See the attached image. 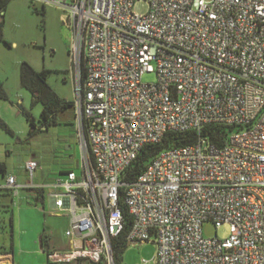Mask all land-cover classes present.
Instances as JSON below:
<instances>
[{
    "label": "built area",
    "instance_id": "built-area-1",
    "mask_svg": "<svg viewBox=\"0 0 264 264\" xmlns=\"http://www.w3.org/2000/svg\"><path fill=\"white\" fill-rule=\"evenodd\" d=\"M30 1L66 11L85 56L74 102L81 175L24 186L8 176L2 187L44 190L53 212L70 215L48 264H116L118 238L156 244L155 264H264V0ZM212 125L229 128L223 145L199 136L121 179L144 146ZM37 169L25 164L30 178ZM205 222L228 236L204 238Z\"/></svg>",
    "mask_w": 264,
    "mask_h": 264
},
{
    "label": "rangeland",
    "instance_id": "rangeland-1",
    "mask_svg": "<svg viewBox=\"0 0 264 264\" xmlns=\"http://www.w3.org/2000/svg\"><path fill=\"white\" fill-rule=\"evenodd\" d=\"M210 2L211 0H204ZM148 6L136 3L134 11L145 14ZM66 11L30 0H11L3 15V36L8 43L0 45V87L6 98L0 99V117L11 133L0 128V163L6 174H12L24 186L45 185L62 171L82 173L86 148L80 146L76 109V80L79 76L81 53L75 50L73 32ZM27 63L35 71H48L47 83L62 99L73 103L57 116V124L38 123L40 104H33L30 93L20 84V66ZM145 83H154L156 76L146 74ZM23 111L34 118V126ZM35 160L38 169L32 178L25 164ZM4 176L0 173V186ZM0 196V252L9 253L14 264H48L42 250L66 246L65 231L70 223L67 213L56 214L48 199L36 200L34 191L19 189L17 195ZM7 205V208H3ZM12 219V229L11 222ZM204 238L224 239L228 226L216 229L211 222L202 225ZM44 239V248L39 240ZM156 244H130L117 264H155ZM6 255V254H3ZM7 262V261H0ZM146 262V263H145Z\"/></svg>",
    "mask_w": 264,
    "mask_h": 264
},
{
    "label": "trees",
    "instance_id": "trees-1",
    "mask_svg": "<svg viewBox=\"0 0 264 264\" xmlns=\"http://www.w3.org/2000/svg\"><path fill=\"white\" fill-rule=\"evenodd\" d=\"M11 0H0V45L6 44L4 36H3V15L4 12ZM80 80L83 83L85 77V56L81 54L80 61V69H79ZM48 71H35L30 65L27 63H22L20 66V84L22 88L30 93L33 104H40L41 113L38 123L40 125H54L57 124V116L59 113L66 110L73 103L68 102L62 98H60L48 85L47 83ZM6 98L0 87V99ZM23 115L26 117V120L34 126V118L29 112L23 111ZM0 128L5 130L8 133H11L9 128L0 118ZM229 128H225L222 126L212 125L207 127V129L203 130L200 134L195 132H168L166 133L160 142L157 144L146 145L144 146L138 153L137 158L132 162V164L123 172L121 179L124 181H134L140 174L145 170V168L151 163L153 159H155L161 152L171 149L177 148L181 146H186L193 144L196 141V138L199 136L206 138L207 140L215 143L218 146H221L225 143L226 137L228 135ZM90 165L93 166V158L89 155ZM0 173L5 176L6 175V166L4 163H0ZM63 172H61L62 174ZM64 174V173H63ZM34 191L37 194L36 200H44L45 193L44 190L37 189H25ZM2 192L7 193V195H13L12 190L0 187V196H2ZM3 208H7V205H3ZM124 217L127 220L126 230L131 226V219L128 218L127 212L123 209ZM11 229H12V219ZM44 239H41L42 248H44ZM112 250L114 253L115 263L119 261L121 254L128 247L127 244H124L121 241V238H118L111 244ZM45 253L46 250L42 249ZM0 261L9 262L10 259L8 257L0 258Z\"/></svg>",
    "mask_w": 264,
    "mask_h": 264
},
{
    "label": "crops",
    "instance_id": "crops-1",
    "mask_svg": "<svg viewBox=\"0 0 264 264\" xmlns=\"http://www.w3.org/2000/svg\"><path fill=\"white\" fill-rule=\"evenodd\" d=\"M1 116V115H0ZM1 118V117H0ZM34 160V159H33ZM63 173H66V172H68V171H62ZM62 173V174H63ZM61 174V172H60V175H62ZM8 176H14V175H12V174H6L5 176H4V184H5V181H6V177H8ZM15 177V176H14ZM16 178V177H15ZM16 182H17V184L18 185H22L21 183H19L18 181H17V179H16ZM26 184H29V183H26ZM4 186V185H3ZM3 186H0V187H3ZM48 201V205H49V208L50 209H52V203L49 201V200H47ZM61 249H63V248H61ZM3 254H6V255H3ZM3 257H8L9 259H10V261L9 262H6V264H14V262H13V259H12V256L9 254V253H2V252H0V258H3Z\"/></svg>",
    "mask_w": 264,
    "mask_h": 264
},
{
    "label": "water",
    "instance_id": "water-1",
    "mask_svg": "<svg viewBox=\"0 0 264 264\" xmlns=\"http://www.w3.org/2000/svg\"><path fill=\"white\" fill-rule=\"evenodd\" d=\"M2 15L4 14V12L1 13ZM39 244H40V248L42 247L41 245V239L39 240Z\"/></svg>",
    "mask_w": 264,
    "mask_h": 264
},
{
    "label": "bare ground",
    "instance_id": "bare-ground-1",
    "mask_svg": "<svg viewBox=\"0 0 264 264\" xmlns=\"http://www.w3.org/2000/svg\"><path fill=\"white\" fill-rule=\"evenodd\" d=\"M0 264H6V262H1Z\"/></svg>",
    "mask_w": 264,
    "mask_h": 264
},
{
    "label": "flooded vegetation",
    "instance_id": "flooded-vegetation-1",
    "mask_svg": "<svg viewBox=\"0 0 264 264\" xmlns=\"http://www.w3.org/2000/svg\"><path fill=\"white\" fill-rule=\"evenodd\" d=\"M41 126V125H40Z\"/></svg>",
    "mask_w": 264,
    "mask_h": 264
}]
</instances>
